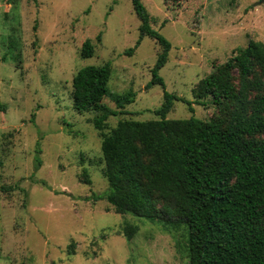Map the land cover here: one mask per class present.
Instances as JSON below:
<instances>
[{
    "label": "rangeland",
    "instance_id": "374dc122",
    "mask_svg": "<svg viewBox=\"0 0 264 264\" xmlns=\"http://www.w3.org/2000/svg\"><path fill=\"white\" fill-rule=\"evenodd\" d=\"M141 1L152 29L171 43L159 71L164 87L146 89L157 41L145 37L126 54L140 38L132 0H0V264H189L183 229L96 200L108 189L102 136L94 115L74 109L72 81L80 69L110 62L104 102L115 108L112 95L136 93L105 132L122 119H158L164 91L193 107L175 101L168 119L209 121L219 111L209 99L197 102L194 90L249 41L264 43V3ZM87 40L94 55L83 58ZM125 223L138 227L131 240Z\"/></svg>",
    "mask_w": 264,
    "mask_h": 264
},
{
    "label": "trees",
    "instance_id": "16d2710c",
    "mask_svg": "<svg viewBox=\"0 0 264 264\" xmlns=\"http://www.w3.org/2000/svg\"><path fill=\"white\" fill-rule=\"evenodd\" d=\"M132 4L141 21L140 38L126 54L145 37L157 41L160 52L146 89L164 87L159 71L171 43L152 29L142 1ZM93 55L87 40L81 56ZM111 74V63L105 62L80 69L72 81L74 109L94 115L93 126L102 136L108 189L96 200H106L117 214L165 230L183 229L189 264H264V43L249 41L198 83L197 102L209 99L219 111L209 121L168 119L175 101L193 107L164 91L158 119H122L105 132L108 119L127 114L136 99L130 90L112 95L115 108L106 104ZM121 231L131 240L138 227L125 223Z\"/></svg>",
    "mask_w": 264,
    "mask_h": 264
},
{
    "label": "water",
    "instance_id": "95a60500",
    "mask_svg": "<svg viewBox=\"0 0 264 264\" xmlns=\"http://www.w3.org/2000/svg\"><path fill=\"white\" fill-rule=\"evenodd\" d=\"M262 3H264V0H259V4L261 5Z\"/></svg>",
    "mask_w": 264,
    "mask_h": 264
}]
</instances>
